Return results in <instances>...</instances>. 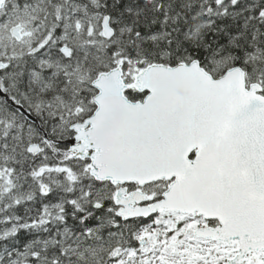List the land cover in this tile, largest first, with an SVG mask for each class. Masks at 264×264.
<instances>
[{
  "label": "snow or ice",
  "instance_id": "obj_1",
  "mask_svg": "<svg viewBox=\"0 0 264 264\" xmlns=\"http://www.w3.org/2000/svg\"><path fill=\"white\" fill-rule=\"evenodd\" d=\"M0 264H264V0H0Z\"/></svg>",
  "mask_w": 264,
  "mask_h": 264
}]
</instances>
